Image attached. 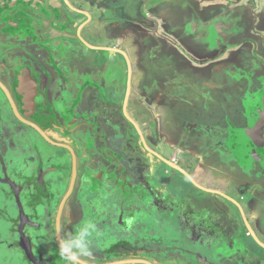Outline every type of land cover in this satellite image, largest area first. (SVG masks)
<instances>
[{
  "label": "flooded vegetation",
  "instance_id": "flooded-vegetation-1",
  "mask_svg": "<svg viewBox=\"0 0 264 264\" xmlns=\"http://www.w3.org/2000/svg\"><path fill=\"white\" fill-rule=\"evenodd\" d=\"M125 1L0 0V257L19 264H67L61 239L92 220L101 236L93 239V256L78 264H264V212L254 215L255 207L249 213L243 200L234 199L236 208L226 212L233 224L207 223L206 214L176 203L133 213L132 195L142 191L136 200L154 196L159 202L164 193L159 188L172 187L181 176L159 149L153 151L158 155L151 152L157 159L148 154L143 128L124 107L131 96L132 55L140 51L130 54L122 44L131 18L146 20L148 2L141 0L140 11L129 16ZM148 20L158 35L160 22L154 15ZM234 21L224 26L228 37L216 41L228 43L229 30H241ZM221 22L214 20L216 26ZM189 33L214 37L212 28L207 35L193 28ZM118 55L127 59H122L128 75L124 95L114 79ZM258 80L264 83V75ZM250 83L248 92L257 81ZM249 94L244 125L230 128L221 145L222 162L244 177L253 170L264 174V140L253 153L243 134L262 119L264 89ZM129 186L138 189L127 191ZM1 195L10 208H2ZM165 196L175 202L172 193ZM136 214L156 222L164 216L167 223L147 225Z\"/></svg>",
  "mask_w": 264,
  "mask_h": 264
},
{
  "label": "rangeland",
  "instance_id": "rangeland-1",
  "mask_svg": "<svg viewBox=\"0 0 264 264\" xmlns=\"http://www.w3.org/2000/svg\"><path fill=\"white\" fill-rule=\"evenodd\" d=\"M145 1H148L145 3L146 20H140L139 24L131 18L126 30L128 37L122 44L130 54L135 49L140 51V56L137 52L132 55L131 96L127 110L134 121L143 125L149 148L152 151L159 149L168 160L178 159L180 166L191 173L201 188L170 166L181 180L173 181L172 187L168 184V189L159 188L164 192L161 202L154 196L149 199L146 196L145 202L136 200L137 196L143 197L142 191L139 195H130L133 213H137L136 208L143 207L149 213L148 208L173 204L175 207L176 203L183 210L193 206L197 210L195 214H206L207 223L233 224L234 218H227L229 214L226 212L236 208L234 199L243 200L249 213L255 207L254 215L259 210L264 212V174L253 170L251 175L243 174L244 177L221 160V145L228 138L227 132L234 126L244 125L242 119L249 110L246 106L249 93L264 89L263 81L258 80L264 75V0H242L244 4L239 6L236 5V2L240 3L238 0ZM139 3L141 0H126L123 7L129 16H133L140 11ZM156 7L161 10L158 15L154 13ZM153 15L160 22L158 35L148 27L147 19ZM214 20L223 21L226 25L237 20L234 23L241 30H229L233 33L230 41L221 44L216 39L223 42L225 25L219 23L216 26ZM190 22L197 24L199 34L207 35L212 28L214 39L210 35L209 39L207 36L196 39L199 37L197 34L189 33L193 28H188L187 23ZM118 57V61L114 60L117 61L114 79L120 95H124L128 75L122 59H127L122 55ZM253 69L258 77L252 78ZM255 79V87L248 92L250 81ZM140 93H144L143 98ZM136 110L140 111L139 116ZM114 113L121 116L120 108ZM128 122L133 128L134 124L130 120ZM148 154L157 159L149 150ZM137 165L142 166H133ZM164 165L168 166L167 163ZM114 172L118 177L119 172ZM163 183L158 181V185L163 186ZM251 184L254 186L252 190ZM112 189L116 191V185ZM136 189L127 187L130 192ZM244 192H249L245 199V195L242 196ZM165 193H172L175 202L171 201V195L165 196ZM1 197L2 208H10V202L4 200L3 195ZM112 197L116 201L115 193ZM135 217L136 221L142 219L147 225L156 222L153 217L138 218L137 214ZM164 218L157 217L156 223L166 224ZM196 220L201 221V217ZM0 264L19 263L0 257Z\"/></svg>",
  "mask_w": 264,
  "mask_h": 264
},
{
  "label": "clouds",
  "instance_id": "clouds-1",
  "mask_svg": "<svg viewBox=\"0 0 264 264\" xmlns=\"http://www.w3.org/2000/svg\"><path fill=\"white\" fill-rule=\"evenodd\" d=\"M101 233L92 220H87L74 233H67L60 242L59 250L67 264H78L80 258L93 256L91 245Z\"/></svg>",
  "mask_w": 264,
  "mask_h": 264
},
{
  "label": "water",
  "instance_id": "water-1",
  "mask_svg": "<svg viewBox=\"0 0 264 264\" xmlns=\"http://www.w3.org/2000/svg\"><path fill=\"white\" fill-rule=\"evenodd\" d=\"M117 51L122 52L121 50L117 49ZM262 119L259 121V123L252 129V130H246L243 132L245 139L249 141V143H251L250 145L246 144L247 147H249L250 149H252L253 153L256 152V147L259 146V144H261L260 142L262 140H264V112L262 114ZM253 146H255V148H253ZM256 155H258L256 153ZM166 160V159H165ZM166 162L168 164H171L170 161L166 160ZM173 165L176 169H178L181 173H183L184 175H186L189 179H191V181H193L194 183H196V181L194 180V178L191 176V174L186 171L184 168L178 166V165Z\"/></svg>",
  "mask_w": 264,
  "mask_h": 264
},
{
  "label": "crops",
  "instance_id": "crops-1",
  "mask_svg": "<svg viewBox=\"0 0 264 264\" xmlns=\"http://www.w3.org/2000/svg\"><path fill=\"white\" fill-rule=\"evenodd\" d=\"M224 10H227V8L225 9L224 8ZM221 24L222 25H226V23L225 22H221ZM233 23H231V22H228V27L230 26L231 27V25H232ZM226 25V26H227ZM235 25H236V23H235ZM189 26H193V29L196 31V29L198 30V28H197V24L196 23H194V22H190L189 23ZM240 31V30H239ZM239 31H237V32H239ZM223 37L224 38H227L228 37V35H226V33L224 34V32H223ZM112 50H114V51H117V49L116 48H114V49H112ZM130 87H131V82H130ZM130 92V91H129ZM128 103H129V99H127V101L124 103V107L125 108H128ZM129 118H130V120L131 121H133V122H135L134 124H135V126L137 127V128H139V129H141L142 130V124H139L138 122H136V121H134L131 117H130V115L128 116ZM141 133H143V132H141ZM143 135H144V133H143ZM144 137V136H143ZM145 142V141H144ZM146 147H147V150H149L150 152H153L147 145H146ZM154 153V152H153ZM155 155H158V154H156V153H154ZM164 161H166L165 159H164ZM170 163L171 164H174V165H178V166H180V162H179V160L178 159H175V160H173V161H170ZM171 164H169V166H172V167H174L173 165H171ZM181 167V166H180ZM153 169H154V167H152ZM175 168V167H174ZM186 170V169H185ZM187 171V170H186ZM174 172V171H173ZM189 172V171H188ZM179 176V175H178ZM192 176V175H191ZM193 177V176H192ZM195 184H197V183H195ZM197 186L198 187H200L201 188V186H199V184H197ZM205 190H207V189H205ZM208 191H210V190H208ZM210 192H214V191H210Z\"/></svg>",
  "mask_w": 264,
  "mask_h": 264
}]
</instances>
